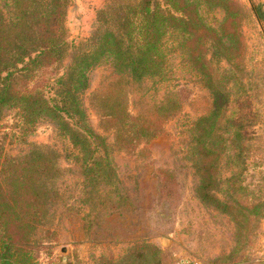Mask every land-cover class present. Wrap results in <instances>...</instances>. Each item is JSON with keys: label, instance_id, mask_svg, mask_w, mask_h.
Listing matches in <instances>:
<instances>
[{"label": "rangeland", "instance_id": "obj_1", "mask_svg": "<svg viewBox=\"0 0 264 264\" xmlns=\"http://www.w3.org/2000/svg\"><path fill=\"white\" fill-rule=\"evenodd\" d=\"M141 1L70 0L64 60L36 80L66 72L98 26ZM194 3L199 14L185 9L165 28L161 74L135 81L109 62L88 71L87 144L57 121L0 111V199L23 206L22 219L13 208L0 219V239L31 240L36 264H264V0ZM211 84L223 95L216 115ZM11 158L19 167L1 171ZM28 199L47 203L33 229Z\"/></svg>", "mask_w": 264, "mask_h": 264}, {"label": "trees", "instance_id": "obj_2", "mask_svg": "<svg viewBox=\"0 0 264 264\" xmlns=\"http://www.w3.org/2000/svg\"><path fill=\"white\" fill-rule=\"evenodd\" d=\"M8 1L12 5V14L8 15L0 7V111L17 109L24 125L35 124L40 118L57 121L75 145L87 144L96 137L89 126L83 125L86 113L78 97V92L88 86V71L109 62L115 72L127 74L135 81L161 74L166 61L161 49L165 28L170 27V22L173 25L177 21L184 22L180 15L185 9L199 14L194 0H183L182 6L168 2L166 7L160 2L142 0L139 5L131 6L119 20V30L115 29L118 24L113 28L98 26L89 47L74 54L66 72L53 77L46 72L36 80L40 69H51L64 60L65 17L70 0ZM52 86L56 89L55 94L50 93ZM210 87L214 96L212 115H216L221 110L223 95L218 86L211 84ZM147 133V137L158 135L151 130ZM8 162L10 165L7 166ZM8 162L6 159L2 163L1 171L17 168L20 164L15 158ZM201 197L206 200L211 196L201 194ZM18 202L0 199L2 222L7 217V209L12 208L18 212L16 219H22L19 212L23 206ZM46 204L40 199L25 202L31 220L36 219L34 222L29 220L28 227L33 229L37 225ZM13 235L8 232L0 239V264H36L31 240Z\"/></svg>", "mask_w": 264, "mask_h": 264}, {"label": "built area", "instance_id": "obj_3", "mask_svg": "<svg viewBox=\"0 0 264 264\" xmlns=\"http://www.w3.org/2000/svg\"><path fill=\"white\" fill-rule=\"evenodd\" d=\"M185 264H201L200 261H187Z\"/></svg>", "mask_w": 264, "mask_h": 264}]
</instances>
